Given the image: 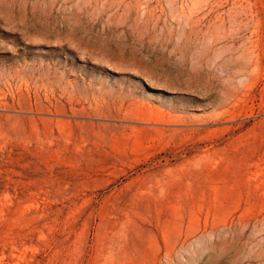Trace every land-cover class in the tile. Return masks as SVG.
I'll return each mask as SVG.
<instances>
[{"label":"rangeland","instance_id":"rangeland-1","mask_svg":"<svg viewBox=\"0 0 264 264\" xmlns=\"http://www.w3.org/2000/svg\"><path fill=\"white\" fill-rule=\"evenodd\" d=\"M0 264H264V0H0Z\"/></svg>","mask_w":264,"mask_h":264}]
</instances>
